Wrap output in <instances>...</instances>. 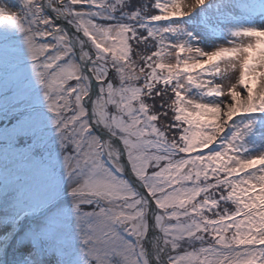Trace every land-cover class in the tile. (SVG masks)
Wrapping results in <instances>:
<instances>
[{
    "label": "snow or ice",
    "instance_id": "6c2138e0",
    "mask_svg": "<svg viewBox=\"0 0 264 264\" xmlns=\"http://www.w3.org/2000/svg\"><path fill=\"white\" fill-rule=\"evenodd\" d=\"M0 264H264V0H0Z\"/></svg>",
    "mask_w": 264,
    "mask_h": 264
},
{
    "label": "rangeland",
    "instance_id": "374dc122",
    "mask_svg": "<svg viewBox=\"0 0 264 264\" xmlns=\"http://www.w3.org/2000/svg\"><path fill=\"white\" fill-rule=\"evenodd\" d=\"M171 62H174V60H172ZM239 90V89H238Z\"/></svg>",
    "mask_w": 264,
    "mask_h": 264
}]
</instances>
